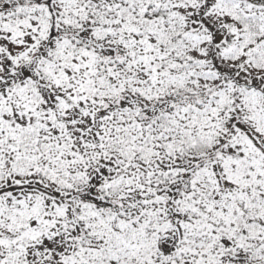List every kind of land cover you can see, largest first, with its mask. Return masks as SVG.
I'll list each match as a JSON object with an SVG mask.
<instances>
[{
  "label": "snow or ice",
  "instance_id": "6c2138e0",
  "mask_svg": "<svg viewBox=\"0 0 264 264\" xmlns=\"http://www.w3.org/2000/svg\"><path fill=\"white\" fill-rule=\"evenodd\" d=\"M0 264H264V0H0Z\"/></svg>",
  "mask_w": 264,
  "mask_h": 264
}]
</instances>
